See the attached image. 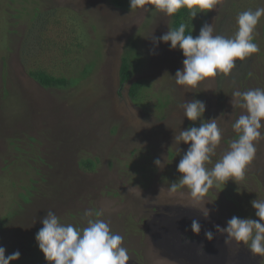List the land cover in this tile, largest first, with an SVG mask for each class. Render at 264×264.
<instances>
[{"label":"rangeland","instance_id":"obj_1","mask_svg":"<svg viewBox=\"0 0 264 264\" xmlns=\"http://www.w3.org/2000/svg\"><path fill=\"white\" fill-rule=\"evenodd\" d=\"M148 7L132 11L110 0H0V217L16 212L0 229V246L6 256L21 253L12 264H49L35 239L42 219L52 211L62 223L83 228L85 210L123 237L128 264H261L243 244L226 243L214 225L226 227L233 216L259 219L251 201L264 199V129L244 179L214 186L199 202L186 186L173 193L169 185L182 175L177 165L189 147L174 140L181 130L219 118L222 139L209 169L238 138L232 124L245 110L233 106V92L264 89V17L255 32L257 53L237 61L229 76L208 77L188 89L175 80L183 69L182 51L152 39L170 30L172 16ZM258 7L264 0H222L198 13L195 36L207 23L214 34L231 38L237 15ZM127 47L135 72L121 85ZM39 68L73 86L43 87L30 74ZM136 80L141 99L134 102L129 90ZM193 99L206 104L196 122L180 107ZM36 155L42 158L34 161ZM87 157L92 169L81 165ZM29 184L34 195L26 202L19 193ZM193 219L201 224L199 234L191 230ZM209 230L212 241L204 235Z\"/></svg>","mask_w":264,"mask_h":264},{"label":"clouds","instance_id":"obj_2","mask_svg":"<svg viewBox=\"0 0 264 264\" xmlns=\"http://www.w3.org/2000/svg\"><path fill=\"white\" fill-rule=\"evenodd\" d=\"M129 3L132 11L141 9L149 12L148 5H154V12H163L169 17L186 8L193 20L198 13L216 9L222 0H129ZM261 17H264V7L240 12L236 18L237 31L231 38L214 34L213 25L205 23L195 37L186 35L187 25L180 24L178 29H170L159 38L153 36L152 39L157 45L160 41L170 42L171 49L182 51L185 57L183 69L177 70L175 80L178 85L191 89L205 78L219 74L229 76L237 61H244L259 51L254 38ZM233 97L237 101L234 104L232 100L233 106L245 110L232 124L238 138L232 140L230 149L212 168L206 165L212 163V157L221 143L219 118L202 121L199 127L192 126L175 135L176 143L183 142L189 147L177 165V171L182 175L177 182L170 183V192L175 193L178 188L186 186L191 197L199 202L214 186L244 179L248 167L256 158L255 145L262 137L261 129H264V89L236 90ZM180 107L192 122L202 120L206 111L205 102L199 99L182 103ZM155 164L159 167L161 161L157 159ZM251 204L258 220L233 216L227 220L226 227L214 225L215 232L226 234V243L235 240L243 244L253 257H261V264H264V199L252 200ZM92 216V210H85L82 219H86L87 226L80 228L62 223L52 211L47 212L35 239L49 264H128L131 258L127 248L122 246L123 237L112 232L105 220L92 219ZM191 230L195 234L201 232L198 220H192ZM204 235L209 241L215 239L211 230ZM5 253L6 249L0 246V264H12L21 257L19 251L7 256Z\"/></svg>","mask_w":264,"mask_h":264},{"label":"trees","instance_id":"obj_3","mask_svg":"<svg viewBox=\"0 0 264 264\" xmlns=\"http://www.w3.org/2000/svg\"><path fill=\"white\" fill-rule=\"evenodd\" d=\"M110 1L114 2L117 6H120L122 8H130V3H128L127 0H110ZM33 20H34V18H33ZM193 20L189 14V10L186 8H182L174 16H172L170 29H178L180 24H186L187 28H186L185 34L186 35L191 34L195 37L196 33H195L194 28H193ZM254 41H256V39H254ZM127 49H128V47L124 51L122 58H121V65H120V83H121V85H124V84L130 82L133 79L134 72H135L134 65H133V62L131 60V52ZM30 74L37 82H39L45 88H53V87L68 88L70 86H73V82L71 80L67 79L65 76H58L54 73L48 72L45 69L39 68V69L31 70ZM140 85H141V80L133 81L130 85L129 94H130V96L134 102H137L141 99L140 94H139ZM13 142H14L13 144L16 147V149L21 150L20 145L17 144L16 141H13ZM23 150L24 149H22L21 151H23ZM41 158L42 157H38V155H36V157H33V160L36 161L37 159H41ZM88 159H89V157L83 158L81 160V165L85 166L88 169H92V163ZM30 165L32 166L31 163H30ZM37 170L39 171V169H37ZM1 178L2 177L0 176V179ZM9 181L12 182V184L15 183L14 180H9ZM23 188L25 190L20 192L19 195L24 201L30 202L31 196L34 195L32 192L33 191L32 188H35V186L29 184L28 186L24 185ZM15 215H16L15 211H8L6 214H3V216L0 217V229L4 227L5 222L7 220H10V218H13ZM181 220H183V219L182 218L178 219V221H181ZM160 224L162 225V221ZM180 231H181V234L179 235V242H180V237H182V234H183L182 229H180ZM181 239L184 240L183 237ZM196 240H198L197 237H196ZM196 240H195V242H197ZM180 250L183 251V249L181 247H180L179 251ZM185 250H186V248L184 249V251ZM188 253H190V252L188 251L187 254ZM17 263H20V262H17Z\"/></svg>","mask_w":264,"mask_h":264}]
</instances>
